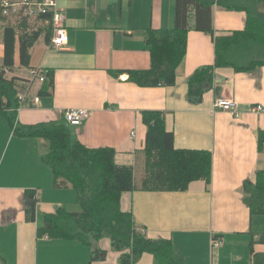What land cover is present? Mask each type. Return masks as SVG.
<instances>
[{
  "label": "crops",
  "instance_id": "0c3cea01",
  "mask_svg": "<svg viewBox=\"0 0 264 264\" xmlns=\"http://www.w3.org/2000/svg\"><path fill=\"white\" fill-rule=\"evenodd\" d=\"M64 13L68 43L49 48L43 36L30 51L29 69L14 71L22 84L29 70L53 75V87L33 107L24 105L15 123L29 126L58 122L66 109L87 110L81 125L69 127L70 137L90 149L111 148L117 165L139 167L144 148V111L161 112L165 128L178 150L211 154V176L206 184L195 181L184 192L124 193L120 209L130 211L134 225L150 240H169L183 264H250V245L264 254V214H250L244 202L245 182L264 170V150L257 149V133L264 130V65L252 71L214 70L212 86L198 103L188 100V79L213 65L214 45L209 35L190 30L186 53L171 87H139L120 70H146L150 58L145 30L171 29L174 0H57ZM264 14V5L257 7ZM192 25V21H190ZM215 35L241 31L245 14L212 7ZM3 47L0 45V59ZM17 72H21L18 73ZM41 86L37 85L34 92ZM233 101L238 118L214 110L215 98ZM48 142L42 138L15 137L0 113V260L4 264H89L90 249L76 240L37 237L45 214L63 208L80 211L72 189L55 190L42 158ZM35 190V220L25 218V191ZM213 241H219L216 248ZM91 250L105 252L91 264H119V253L107 238L89 239ZM134 264H156L143 254Z\"/></svg>",
  "mask_w": 264,
  "mask_h": 264
},
{
  "label": "trees",
  "instance_id": "16d2710c",
  "mask_svg": "<svg viewBox=\"0 0 264 264\" xmlns=\"http://www.w3.org/2000/svg\"><path fill=\"white\" fill-rule=\"evenodd\" d=\"M174 24L171 29H146L145 45L150 66L146 70H120L113 75L126 74L127 81L139 87H171L175 84L176 69L186 53L187 33L190 30L209 35L214 45L213 65L195 71L188 79L187 97L198 103L210 89L214 70L231 68L237 72L252 71L264 65V14L257 9L264 0H174ZM245 14L241 31L215 35L212 27V7ZM192 21V25L190 24ZM50 26L24 18L2 15L0 0V113L18 138H42L48 142L42 162L49 169L52 188L72 189L76 192L80 211L69 213L58 208L45 214L37 237L76 240L90 249L89 264L104 260L105 252L91 250L89 239L107 238L111 248L119 253V264H134L143 254L152 255L156 264H183L169 240H150L132 220L131 212L120 209L124 193L184 192L189 184L211 176V154L207 151L178 150L173 146V134L165 128L164 116L158 111H144L141 121L145 126L144 148L139 167L117 165L111 148L90 149L71 139L65 121L22 126L15 123L17 78L8 77L14 71L15 55L20 68L29 69L30 51L40 36L48 43ZM53 87V75L46 73L37 91L47 94ZM257 149L264 150V130L257 133ZM249 190H246V189ZM249 195L244 202L250 214H264V170L255 174L254 181L243 185ZM35 190L25 191V218L35 220ZM250 264H264V254L255 253L250 245ZM0 264H4L1 259Z\"/></svg>",
  "mask_w": 264,
  "mask_h": 264
},
{
  "label": "built area",
  "instance_id": "2783aa9c",
  "mask_svg": "<svg viewBox=\"0 0 264 264\" xmlns=\"http://www.w3.org/2000/svg\"><path fill=\"white\" fill-rule=\"evenodd\" d=\"M1 10L4 17H19L30 21H40L43 26H50L52 35L49 42V48L60 50L68 43L67 30L64 27V13L58 8L57 0H1ZM45 71L41 69L29 70V77L18 88L15 96L16 109L18 113L24 105L35 106L39 102L37 92L34 88L42 85L46 78ZM213 109L231 114L238 118L241 112L235 102L222 98H215L212 103ZM250 113H262L264 109L261 106H250ZM89 117L87 110L66 109L62 113V118L68 126L75 127L82 124ZM219 241H213L212 247L216 248Z\"/></svg>",
  "mask_w": 264,
  "mask_h": 264
},
{
  "label": "rangeland",
  "instance_id": "374dc122",
  "mask_svg": "<svg viewBox=\"0 0 264 264\" xmlns=\"http://www.w3.org/2000/svg\"><path fill=\"white\" fill-rule=\"evenodd\" d=\"M18 73H21V72H17ZM138 167H135V169H137ZM246 190H249L248 188ZM250 191V190H249ZM245 198L248 200L249 199V195L245 193Z\"/></svg>",
  "mask_w": 264,
  "mask_h": 264
}]
</instances>
